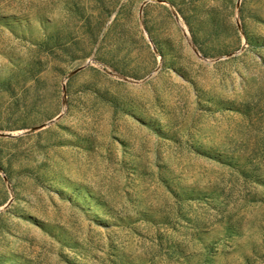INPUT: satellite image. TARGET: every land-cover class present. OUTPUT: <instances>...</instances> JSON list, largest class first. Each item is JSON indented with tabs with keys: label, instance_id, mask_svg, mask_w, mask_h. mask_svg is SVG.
Wrapping results in <instances>:
<instances>
[{
	"label": "rangeland",
	"instance_id": "1",
	"mask_svg": "<svg viewBox=\"0 0 264 264\" xmlns=\"http://www.w3.org/2000/svg\"><path fill=\"white\" fill-rule=\"evenodd\" d=\"M0 264H264V0H0Z\"/></svg>",
	"mask_w": 264,
	"mask_h": 264
}]
</instances>
